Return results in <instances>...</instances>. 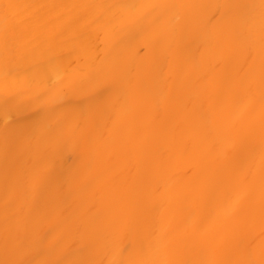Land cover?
<instances>
[{
    "label": "bare ground",
    "instance_id": "obj_1",
    "mask_svg": "<svg viewBox=\"0 0 264 264\" xmlns=\"http://www.w3.org/2000/svg\"><path fill=\"white\" fill-rule=\"evenodd\" d=\"M0 264H264V0H0Z\"/></svg>",
    "mask_w": 264,
    "mask_h": 264
}]
</instances>
